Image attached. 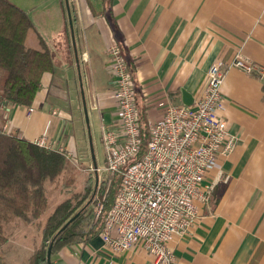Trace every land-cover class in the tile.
Here are the masks:
<instances>
[{"label": "crops", "instance_id": "0c3cea01", "mask_svg": "<svg viewBox=\"0 0 264 264\" xmlns=\"http://www.w3.org/2000/svg\"><path fill=\"white\" fill-rule=\"evenodd\" d=\"M27 15L33 29L25 43L37 48L41 37L53 70L42 75L32 113L0 103V130L33 143L46 132L51 150L80 169L83 117L93 125L98 121L100 130L115 120L111 45L126 62L146 126L162 115L159 103L182 104V89L195 102L216 60L240 52L264 68V0H112L110 7L102 0H42L40 14ZM221 94L220 117L237 139L232 152L218 160L228 179L199 208L189 233L169 242L174 264H264V78L232 68ZM103 166L104 161L100 168L81 169L95 176V187L109 181L107 173L93 171ZM50 259L52 264H153L141 246L112 253L99 235L62 247Z\"/></svg>", "mask_w": 264, "mask_h": 264}, {"label": "built area", "instance_id": "2783aa9c", "mask_svg": "<svg viewBox=\"0 0 264 264\" xmlns=\"http://www.w3.org/2000/svg\"><path fill=\"white\" fill-rule=\"evenodd\" d=\"M107 53L115 85L111 94L115 120L112 126L101 127L104 166L93 171L107 173L109 180L119 177L120 186L99 237L112 253L139 245L151 255L153 264H174L169 242L189 233L199 208L207 206L215 186L228 179L218 160L232 152L237 139L220 117L226 73L235 68L263 79L264 68L246 61L240 52L227 61H214L201 96L192 105L159 103L162 115L147 123L142 152L130 73L117 46L111 45ZM32 112L29 107L27 114ZM34 143L53 147L46 132ZM102 211L98 200L92 214L97 218Z\"/></svg>", "mask_w": 264, "mask_h": 264}, {"label": "trees", "instance_id": "16d2710c", "mask_svg": "<svg viewBox=\"0 0 264 264\" xmlns=\"http://www.w3.org/2000/svg\"><path fill=\"white\" fill-rule=\"evenodd\" d=\"M106 2L110 7L112 0H102V4ZM31 29L33 24L25 11L8 0H0V103L30 107L42 75L53 70L52 55L41 37L37 48L26 45ZM139 124L143 152L147 126L141 114ZM74 170L62 153L0 130V248L7 242L2 229L5 214L25 222L39 218L47 205L46 183H54L63 175L71 176ZM119 186L117 176L102 182L103 211L97 218L89 207L92 203L85 202L89 194L86 185L80 201L74 203L69 197L59 202L46 217L41 227V242L27 264H52L51 259L47 261L48 252L51 258L62 247L99 235ZM0 264H6L1 254Z\"/></svg>", "mask_w": 264, "mask_h": 264}, {"label": "rangeland", "instance_id": "374dc122", "mask_svg": "<svg viewBox=\"0 0 264 264\" xmlns=\"http://www.w3.org/2000/svg\"><path fill=\"white\" fill-rule=\"evenodd\" d=\"M8 1L20 9L25 10L30 14L31 18L36 14L39 15L42 11V0ZM93 114L97 117L96 113ZM83 118L84 127L81 128L80 136L82 140L81 146L85 149L83 150L82 157L80 159L78 158V164L81 166V169L87 168L88 166L92 168L93 164L97 168H100L104 161V150L100 142V124L98 121L96 125L91 124L89 116L87 123L85 116ZM69 162L75 168L74 172L71 173L73 180H71L70 175H63L58 177L54 183H46L45 195L47 205L44 213L39 218L31 219V222H25L18 217L5 214L4 219H2V229L7 242L0 248V254L3 256L6 264H27L28 258L34 248L41 242V227L46 217L52 213L55 205L65 198L70 197L74 203L80 201L85 191V186L81 191L78 189L80 188V184L86 182L85 185L89 189V194L85 202L92 203L89 205L91 209H93L98 200L101 201V185L98 183L95 187V176L93 174L90 177L84 175L80 168L75 166L71 161ZM100 178L98 177L99 180ZM92 194H94L93 198L91 197Z\"/></svg>", "mask_w": 264, "mask_h": 264}, {"label": "water", "instance_id": "95a60500", "mask_svg": "<svg viewBox=\"0 0 264 264\" xmlns=\"http://www.w3.org/2000/svg\"><path fill=\"white\" fill-rule=\"evenodd\" d=\"M181 93H182V104L185 105V106H190L194 103L192 97L187 93L185 92L183 89L181 90ZM47 261H49L50 259V253L48 252L47 253Z\"/></svg>", "mask_w": 264, "mask_h": 264}]
</instances>
